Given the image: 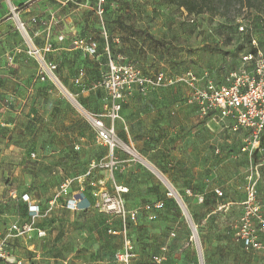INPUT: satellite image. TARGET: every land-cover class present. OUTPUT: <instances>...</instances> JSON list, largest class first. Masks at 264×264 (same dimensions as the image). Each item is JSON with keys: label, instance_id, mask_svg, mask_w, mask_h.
Returning <instances> with one entry per match:
<instances>
[{"label": "rangeland", "instance_id": "1", "mask_svg": "<svg viewBox=\"0 0 264 264\" xmlns=\"http://www.w3.org/2000/svg\"><path fill=\"white\" fill-rule=\"evenodd\" d=\"M52 1L53 9L59 8L48 41L52 52H42L45 30L32 21L39 17L32 15L36 3L27 7V21L26 9L16 12L10 7V20L0 30V237L12 223L31 221L19 200L21 193L39 207L31 238H9L7 251H14L21 264H116L122 238L112 237L107 229L118 232L121 221L107 211L105 199H116L115 187L122 186L128 189L120 195L125 210L136 208L141 214L130 225L131 264H151L155 256L163 259L160 264H178L184 252L189 254L182 264H207L204 244L216 237L228 243L233 239L249 176L257 200L264 204V145L256 154L243 153L240 134L211 132L204 119L183 104L181 88L162 89L126 101L114 123V169L88 172L91 162L108 161V151L89 120L109 106L102 87L106 54L94 0ZM107 8L106 31L119 39L113 42L112 55H125L146 72L192 70L221 80L239 67L241 54L249 49L239 25L252 26L257 39L264 40V13L238 6L223 16L188 14L162 0H109ZM59 25H65L69 37L95 40L100 59L84 57L69 40L56 42ZM30 47L57 64L58 83L40 80V61L28 55ZM11 91L9 97L5 92ZM167 184L181 196L184 210L168 196ZM188 188L202 193L204 204L187 197ZM213 188L222 191V198H215ZM68 199L79 200L76 210L66 208ZM154 202L161 207L147 212L144 206ZM194 228L198 241L192 238Z\"/></svg>", "mask_w": 264, "mask_h": 264}, {"label": "built area", "instance_id": "2", "mask_svg": "<svg viewBox=\"0 0 264 264\" xmlns=\"http://www.w3.org/2000/svg\"><path fill=\"white\" fill-rule=\"evenodd\" d=\"M106 0H94L93 13L98 20V27L101 38L104 41V52L106 54L107 69L102 82L109 106L106 113L89 115V120L96 133L98 142L108 151V161L91 162L88 165V172L95 169L112 171L115 167L114 149L117 147L114 123L120 118L122 104H124L133 93L137 92L142 96L172 85H182L186 94L184 104L194 107L198 115L205 119L210 118L217 123L222 131L238 133L243 132V146L241 151L249 156L256 154L264 145V52L258 50L256 55H241V66L229 73L222 84H216L208 77L206 73L201 76L195 75L192 71H186L177 75H166L157 73L153 75H143L133 65L127 63L122 57L113 59L109 50V39L105 29L104 14ZM51 22L43 19H32L35 24L41 25L45 30L43 53L52 52L51 44L48 42L51 30L56 27L55 19L50 17ZM23 27V24L20 23ZM246 25H239L240 33L247 32ZM65 31H59L56 42L62 43L67 39ZM70 45L73 49L79 51L83 56L100 58L98 54V43L86 37H70ZM118 43L114 39L112 43ZM252 46L257 48V41L251 39ZM28 55L39 58L40 61V80H51L58 83L55 77L57 65L52 62H46L41 53L35 47H30ZM246 66H250L247 69ZM125 149L131 152L129 147ZM34 157V155H32ZM252 177H248V186L246 196L242 202V211L237 224L234 227V240L242 245L245 250L262 251L264 253V243L259 241V235H264V205L260 204L256 197ZM99 183L102 184L100 181ZM168 185V184H167ZM66 186L62 185L63 190ZM116 199L106 198L107 211L116 214L121 221V230L116 233L109 230V234H119L122 238L121 249L115 256L116 264H130L134 257L133 244L127 235L126 220L129 217L135 220L137 210L127 212L120 195L127 193V189L122 186H116ZM213 193L217 198H222L223 193L219 188H214ZM185 195L192 196L190 190L185 191ZM11 196L15 198L12 193ZM168 196L173 197L184 210L181 196L168 185ZM21 199L27 204V211L30 223H12L8 228V234L0 237V261L4 264H21L15 255L7 251L6 243L9 238L22 237L31 238L34 231L33 223L39 217V207L30 199L28 195H22ZM197 203L203 202L202 195H195ZM79 200L68 199L66 208L76 210ZM160 203H156L154 208L159 209ZM225 206H221L224 208ZM148 209V207H146ZM192 238L198 241L195 228L192 230ZM172 237L175 233L171 234ZM162 258H155L152 264H160Z\"/></svg>", "mask_w": 264, "mask_h": 264}, {"label": "trees", "instance_id": "3", "mask_svg": "<svg viewBox=\"0 0 264 264\" xmlns=\"http://www.w3.org/2000/svg\"><path fill=\"white\" fill-rule=\"evenodd\" d=\"M119 2H122V1H124V2H130L131 0H118ZM163 1V3H165V4H167V5H173V6H177V7H179V8H182V9H184L188 14H192V15H198V14H202V13H204V12H208V13H210V14H216L217 12H222V13H220L222 16H223V12H225V11H227L228 9H229V11L231 10V8H234V7H237L238 6V8L239 9H245V10H254V11H256L257 13H264V0H162ZM108 2H109V0H106V4H105V14H104V23L106 22L105 21V17H106V14L108 13ZM29 3H27V4H23V5H20L17 9H16V11H18V10H20V9H22V8H24V7H26L27 5H28ZM239 27V26H238ZM238 27H237V29H238ZM59 29H60V31H65V28L64 27H61V26H59L58 27ZM261 28H262V32H263V34H264V18H262V22H261ZM106 29V28H105ZM66 32V35H67V39L65 40V41H67V40H70V37H69V32H67V31H65ZM238 33L239 34H242V35H244L245 37H246V39H247V42H248V47H249V49H248V51L247 52H245V53H243V54H241V55H247V54H249V55H256V53H257V51L258 50H260V51H262V52H264V40L263 41H261V40H259V39H257V37L255 36V34H254V32H253V29H252V26H249L248 27V30H247V32H245V33H240L239 31H238ZM108 34V33H107ZM142 34H144V36L145 37H147V38H149V39H151V40H153V38L150 36V35H147L146 33H142ZM252 38H254L256 41H257V48L256 47H254V46H252V44H251V39ZM108 39H109V42H110V45H109V50H110V53H111V56H112V58L113 59H116L118 56L119 57H122L127 63H129V64H131V65H133L137 70H139L143 75H153V74H157V73H164V72H161V71H155V72H146L145 70H143L141 67H139V66H137L135 63H133L132 61H130L125 55H122V54H117V55H115V56H113L112 55V46H113V44L114 43H112V41L114 40V39H112L109 35H108ZM117 39V38H116ZM103 40V39H102ZM65 41H63V42H65ZM118 43H119V39H118ZM102 49H103V51H104V41H103V46H102ZM208 50H209V52H211V53H219L220 51L219 50H216V49H212V48H208ZM98 51H99V44H98ZM20 54V53H19ZM98 54H100L99 52H98ZM82 55V54H81ZM84 57H86V56H84ZM88 57V56H87ZM100 57H101V54H100ZM93 59H95V58H93ZM100 59V58H99ZM239 63H240V65H239V67L241 66V64H242V61H241V56H240V59H239ZM57 65V64H56ZM238 67V68H239ZM237 68V69H238ZM246 68L247 69H250V66H246ZM237 69H235V70H237ZM57 70V69H56ZM235 70H232V71H230V72H228L221 80H215L211 75H209L208 73H206L207 75H208V77L209 78H211L213 81H214V83H216V84H222V83H224L225 82V78L227 77V75L229 74V73H231V72H233V71H235ZM186 71H192V70H186ZM186 71H184V72H186ZM195 75H197V76H201L203 73H197V72H194V71H192ZM181 73H183V72H181ZM181 73H177V74H181ZM164 74H166V75H177V74H167V73H164ZM172 88H181V89H184V91L186 92V90H185V88L182 86V85H179V84H176V85H172V86H169V87H165V88H162V89H172ZM162 89H159V90H162ZM158 90V91H159ZM154 92H156V91H154ZM154 92H151V93H149L148 95H150V94H152V93H154ZM185 94L186 93H184V96H185ZM147 95V96H148ZM184 96H183V103H184ZM133 97H137V98H139V97H144V96H142V95H140V94H138L137 92H135V93H133V95L130 97V98H133ZM146 97V96H145ZM126 103V102H125ZM124 103V104H125ZM124 104H122V107H121V111H122V108H123V106H124ZM194 108V107H193ZM89 165V164H88ZM186 190H190L191 191V193H192V196H187V197H190V198H192L193 199V201L196 203V204H198V205H202V204H204V202H205V198H204V195L202 194V193H200V192H194V191H192L190 188H188V189H186ZM127 191H128V189H127ZM212 193H213V190H212ZM27 195V193H25V192H23V193H21L20 194V196H19V200L23 203V201H22V199H21V196L22 195ZM185 194V193H184ZM195 195H202L203 196V202L202 203H197V201H196V199H195ZM213 195H214V193H213ZM215 196V195H214ZM215 198L216 199H220V198H217L216 196H215ZM156 203H158V202H154V203H151V204H146L145 206H144V208H146V207H148V209H146V210H148L147 212H152L153 210H155V209H157V208H154V205L156 204ZM66 204V203H65ZM23 205H24V211H25V215H27V204L26 203H23ZM133 210H137L136 208H134V209H132V211ZM156 211H158V210H156ZM127 212H131V211H127ZM141 215V214H140ZM140 215H139V212H138V210H137V215H136V217H135V220H131L129 217L127 218V220H126V229H127V235H128V237L130 238V240H131V242H132V244H133V248H134V243H133V241H132V237L130 236V225L131 224H136V221L139 219V217H140ZM109 230H111V231H114V232H116V233H118L120 230H121V227H120V229H118L119 231L117 232L116 230H114L112 227L111 228H108L107 229V233H108V231ZM109 234V233H108ZM112 237H115V236H117V234H110ZM119 252V251H118ZM117 252V253H118ZM12 253H14V251H12ZM155 258H157V256H155V257H153V261H154V259ZM133 260V259H132ZM132 260H131V263H132ZM151 260V261H152ZM130 263V264H131ZM153 263V262H152ZM151 263V264H152ZM0 264H4V263H2L1 261H0ZM150 264V263H149Z\"/></svg>", "mask_w": 264, "mask_h": 264}, {"label": "crops", "instance_id": "4", "mask_svg": "<svg viewBox=\"0 0 264 264\" xmlns=\"http://www.w3.org/2000/svg\"><path fill=\"white\" fill-rule=\"evenodd\" d=\"M27 3H29V4L26 7L22 8L23 10L26 9L23 13V19L25 21L29 20V18H30L29 15L28 16L25 15L26 14L25 12H28L27 7L33 3H36V4L34 6V10L32 12V15L39 16V17H37V19H43L47 22H51L50 17L51 16L54 17L56 12L59 10V8L53 9V7L56 4H54L52 0H0V30L3 29L5 24L7 22H9V20H10V18H8V16L11 13L9 11L10 10L9 8L12 7L16 11V9L20 5L27 4ZM22 9H20V10H22ZM20 10H18L16 12H19ZM54 19H55V17H54ZM59 26H61V25H59ZM62 27H64L66 30L65 25ZM2 57H4V54H3V52H0V58H2ZM6 57L8 58L10 56L6 55ZM182 92H183V96H184V93H186L184 91V89H182ZM5 93L7 95H9V97L11 95H13V91H11L10 93L9 92H5ZM18 94H20V92H17L16 95H18ZM183 96H182V99H183ZM187 107H189V106H187ZM190 108H192L196 111L195 108H193V107H190ZM204 121L206 122V125L211 132L224 133L227 135L231 134V132L222 131L220 129V127L217 125V123L210 118H205ZM212 125H215L216 129H212ZM234 134H236V133H234ZM238 134L241 135L242 141H243L244 133L238 132ZM242 202H241L240 207L238 209V217H237V220L235 221L233 228L235 227V225L237 224V222L239 220V217H240V214L242 211V207H241ZM260 204H262V203H260ZM262 205H264V204H262ZM224 206H227V205H224ZM258 238H259L260 242L264 243V235H259ZM238 245H240L242 247L241 244L235 242L234 235H233V239L229 238V243L223 237H216L215 239L212 240L211 243L204 244V248L202 249L203 250L202 252L207 257V264H264V253L262 251H254V250H248L247 251L243 247L238 248ZM179 250L180 249H177V252ZM188 254L189 253L184 252L182 255H178V257H179L178 258L179 259L178 264H182L183 256H188ZM188 260H190L189 257H188Z\"/></svg>", "mask_w": 264, "mask_h": 264}, {"label": "bare ground", "instance_id": "5", "mask_svg": "<svg viewBox=\"0 0 264 264\" xmlns=\"http://www.w3.org/2000/svg\"><path fill=\"white\" fill-rule=\"evenodd\" d=\"M65 92V91H64ZM66 93V92H65ZM68 97H71V95H67ZM71 99V98H70ZM164 180V179H163ZM165 181V180H164ZM166 182V181H165Z\"/></svg>", "mask_w": 264, "mask_h": 264}]
</instances>
